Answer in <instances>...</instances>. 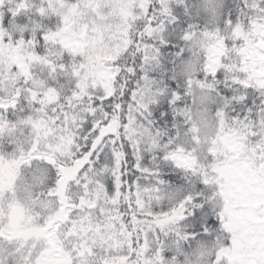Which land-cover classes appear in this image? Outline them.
I'll return each mask as SVG.
<instances>
[{"label": "snow or ice", "instance_id": "1", "mask_svg": "<svg viewBox=\"0 0 264 264\" xmlns=\"http://www.w3.org/2000/svg\"><path fill=\"white\" fill-rule=\"evenodd\" d=\"M0 264H264V0H0Z\"/></svg>", "mask_w": 264, "mask_h": 264}]
</instances>
